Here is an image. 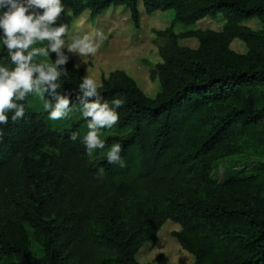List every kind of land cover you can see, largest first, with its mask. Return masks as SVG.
Returning a JSON list of instances; mask_svg holds the SVG:
<instances>
[{
  "label": "trees",
  "instance_id": "obj_1",
  "mask_svg": "<svg viewBox=\"0 0 264 264\" xmlns=\"http://www.w3.org/2000/svg\"><path fill=\"white\" fill-rule=\"evenodd\" d=\"M61 2L72 15L61 14L57 24H66L68 32L84 10L96 16L112 5L127 6L138 26L140 3L147 13L174 9L176 20L186 24L218 13L226 23L221 31L191 32L198 49L178 46L169 32L156 67L163 93L155 101L130 77L102 81L105 99H125L116 132L104 139L105 149L122 145L125 168L106 156L90 159L80 140L69 138L72 131L80 133L77 124L51 129L29 107L32 95L23 101L22 119L13 122L8 114V123L0 125V219L14 208L21 222L42 234L46 257L33 255L25 227L14 235L0 229V251L7 259L0 264H138L139 239L154 235L168 218L181 224L176 238L195 254L196 264H264V164L230 179L216 198L173 191L177 179L208 167L235 149L240 137H253L264 147V29L243 24L252 17L264 24V0ZM235 38L249 46L246 55L230 48ZM74 65L70 58L68 75L61 77L71 103L85 75ZM0 66L13 67L2 43ZM100 167L102 181L96 175ZM100 218L101 226L93 227Z\"/></svg>",
  "mask_w": 264,
  "mask_h": 264
},
{
  "label": "rangeland",
  "instance_id": "obj_2",
  "mask_svg": "<svg viewBox=\"0 0 264 264\" xmlns=\"http://www.w3.org/2000/svg\"><path fill=\"white\" fill-rule=\"evenodd\" d=\"M62 4L64 11L61 14L72 15L68 4ZM139 10L140 23L138 26L135 25L130 10L125 5H112L96 16L91 14L90 9H86L80 16L73 17L68 32L69 42H71L72 35L94 34L96 31L102 32L104 39L99 42L98 50L94 56L84 58L87 63H84L76 55L70 54V58L75 65H79L77 68L83 69L85 75L87 73L99 85L104 79L115 82L125 76L130 77L149 100L155 101L163 93L156 67L163 62L161 47L168 41L169 32L175 35L173 40L178 46L198 49L200 41L191 32L197 30L221 31L226 20L221 13H218L215 16H206L195 23L186 24L176 20L174 9L147 13L143 4L140 3ZM243 24L254 31L264 29V24L258 17L246 19ZM39 46L41 45H33V47ZM230 48L242 56L249 52V46L240 38L232 40ZM37 59L44 58L38 57ZM28 104L33 111L44 115L45 121L51 129L63 131L77 124L81 136L86 131L87 122L79 112L74 113L70 119L52 121L48 119V113L43 109L42 102L37 97L31 96ZM115 132V126L111 129H103L101 139H105ZM106 151L107 149L96 150L92 158L105 157ZM260 164H264L263 145L253 137H240L235 149H230L216 159H212L208 167L200 168L191 176L177 179L173 191L182 195L191 194L198 198H216L224 194L226 190L224 185L230 179L235 178L236 175H248ZM206 179L211 183H207ZM123 205L122 212H125L128 203ZM100 221L101 218L95 220L92 224L93 227L101 226ZM21 226L28 231L33 255L44 259L46 251L42 234L30 224L21 222L17 218L14 208L0 219V229L9 235H14ZM181 230L180 223L168 218L161 223L154 235L141 237L137 244L136 260L138 264H196L195 254L185 249L176 238V233ZM4 260H7L6 256L0 251V262Z\"/></svg>",
  "mask_w": 264,
  "mask_h": 264
},
{
  "label": "clouds",
  "instance_id": "obj_3",
  "mask_svg": "<svg viewBox=\"0 0 264 264\" xmlns=\"http://www.w3.org/2000/svg\"><path fill=\"white\" fill-rule=\"evenodd\" d=\"M63 11L61 0H0V42L13 65L11 68L0 66V125L8 123L9 113L13 122L25 116L23 101L29 95L42 102L49 120H67L79 112L87 122L86 131L82 136L72 131L69 138L72 142L79 139L91 159L95 150L106 148V141L101 139L102 130L118 124V109L124 106L125 99H105L99 91L101 86L86 73L78 86L77 103H71V93L62 90L61 84V77L68 75L66 65L70 54L87 63L84 58L96 54L104 35L100 31L77 34L69 42L68 26L57 24ZM36 44L41 46L33 47ZM50 53H55L54 61ZM3 137L0 128V143ZM121 152L120 143L107 146L108 163L127 167ZM96 175L102 181L105 169L100 167Z\"/></svg>",
  "mask_w": 264,
  "mask_h": 264
}]
</instances>
